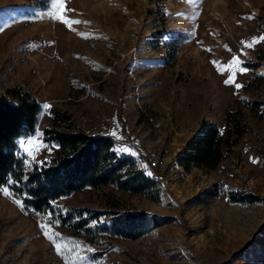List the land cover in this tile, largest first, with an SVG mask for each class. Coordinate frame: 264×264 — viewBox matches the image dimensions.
I'll return each mask as SVG.
<instances>
[{
	"label": "rangeland",
	"instance_id": "obj_1",
	"mask_svg": "<svg viewBox=\"0 0 264 264\" xmlns=\"http://www.w3.org/2000/svg\"><path fill=\"white\" fill-rule=\"evenodd\" d=\"M64 7L74 11L57 0H0V92L21 86L41 105L33 134L19 139L21 153L28 161L49 157L42 131L51 106L85 132L115 137L120 153L145 159L153 149L164 162L158 169L144 162L159 184L156 199L103 188L66 203L169 221L136 240L106 238L105 249L73 250L49 215L24 213L0 191V264H264V256L259 263L236 257L264 243V164L257 160L264 116L243 109L251 130L216 170L184 172L176 164L203 122L222 128L225 110L240 107L241 97L264 100V83L242 91L245 64L264 41L253 44L264 37L255 20H264V0H65ZM61 13L81 23L69 28L56 18ZM255 72L264 77V62ZM29 139L26 151L20 141ZM214 185L260 201L232 203L222 192L197 203Z\"/></svg>",
	"mask_w": 264,
	"mask_h": 264
},
{
	"label": "trees",
	"instance_id": "obj_2",
	"mask_svg": "<svg viewBox=\"0 0 264 264\" xmlns=\"http://www.w3.org/2000/svg\"><path fill=\"white\" fill-rule=\"evenodd\" d=\"M264 33V20L255 17ZM250 63L245 67L250 76L242 91L256 90L264 77L255 71L264 62V41L254 47ZM241 106L227 109L222 128L203 122L197 133L177 155L176 164L189 172L193 168L205 172L216 170L226 156L250 130L243 109L264 116V100L243 96ZM41 105L35 96L21 86L0 92V191L15 201L24 213L49 215L66 233L73 250L94 245L105 249L106 238L136 240L149 229L168 223L169 219L144 212L107 209L89 210L69 206L68 198L82 192H101L103 188L129 195L156 199L158 181L145 172V159L134 150L118 151L119 140L79 128L71 114L55 106L49 109L50 120L42 131V141L50 150L43 161H28L21 153L19 139L31 136L37 126ZM264 164V156H257ZM223 192L232 203H257L256 194L243 190H222L214 185L197 196V203L209 202ZM100 252L90 254L96 259ZM264 256V243H250L237 259L259 263Z\"/></svg>",
	"mask_w": 264,
	"mask_h": 264
},
{
	"label": "snow or ice",
	"instance_id": "obj_3",
	"mask_svg": "<svg viewBox=\"0 0 264 264\" xmlns=\"http://www.w3.org/2000/svg\"><path fill=\"white\" fill-rule=\"evenodd\" d=\"M57 3L60 5V7L62 8V9H64L65 11H74V10H71V9H65V7H64V5H65V0H57ZM55 15V14H54ZM56 18L57 19H60L64 24H66L69 28H71V26L73 25V24H79V23H81V21H79V20H71V19H69V18H67L65 15H63V13H61L60 15H58V16H56ZM261 40H264V37H260L259 39H255L254 38V40H253V44L254 43H256V42H259V41H261ZM246 46H248V47H251L252 46V44H247ZM213 63L215 64L216 62L215 61H213ZM234 63H239V61H238V59H236V60H234ZM244 69H241V71H243ZM233 75H234V73H233ZM232 82H234V81H232V80H226L225 81V83H232ZM236 87L237 88H239V87H241L240 85H236ZM47 107H50V105L49 106H47ZM34 143V141L32 140V139H29V140H27V141H25V140H21L20 141V146L21 147H24L25 148V150L26 151H28V145H32ZM37 150H39V149H37ZM29 155H33V153L31 152V151H29ZM33 159H35V156L33 155ZM5 194H7V190H5ZM16 203H20L19 201H15ZM49 239L51 240V239H53V237L52 236H49ZM56 251L59 253L60 251H61V248H60V245H56Z\"/></svg>",
	"mask_w": 264,
	"mask_h": 264
},
{
	"label": "built area",
	"instance_id": "obj_4",
	"mask_svg": "<svg viewBox=\"0 0 264 264\" xmlns=\"http://www.w3.org/2000/svg\"><path fill=\"white\" fill-rule=\"evenodd\" d=\"M145 159L147 164L153 168V169H158L164 166V162L162 158L159 157L156 151L153 149H147L145 150Z\"/></svg>",
	"mask_w": 264,
	"mask_h": 264
}]
</instances>
